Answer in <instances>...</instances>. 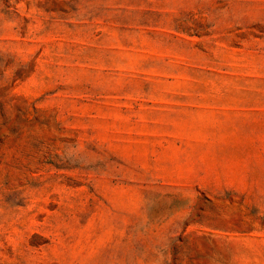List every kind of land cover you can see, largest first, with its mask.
I'll return each instance as SVG.
<instances>
[{"label":"rangeland","instance_id":"374dc122","mask_svg":"<svg viewBox=\"0 0 264 264\" xmlns=\"http://www.w3.org/2000/svg\"><path fill=\"white\" fill-rule=\"evenodd\" d=\"M0 264H264V0H0Z\"/></svg>","mask_w":264,"mask_h":264}]
</instances>
